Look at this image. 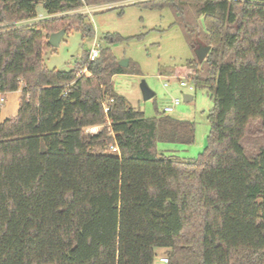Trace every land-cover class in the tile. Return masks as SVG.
<instances>
[{
  "label": "trees",
  "instance_id": "16d2710c",
  "mask_svg": "<svg viewBox=\"0 0 264 264\" xmlns=\"http://www.w3.org/2000/svg\"><path fill=\"white\" fill-rule=\"evenodd\" d=\"M122 1L0 0V99L22 91L17 116L0 120V264H155L159 250L168 264H264V147L247 151L264 139V0L139 4L173 11L195 53L180 72L214 99L207 147L189 160L157 145L192 146L195 125L131 108L113 77L140 71L110 49L46 67L51 35L91 37L88 17L15 25L39 4L54 16Z\"/></svg>",
  "mask_w": 264,
  "mask_h": 264
},
{
  "label": "rangeland",
  "instance_id": "374dc122",
  "mask_svg": "<svg viewBox=\"0 0 264 264\" xmlns=\"http://www.w3.org/2000/svg\"><path fill=\"white\" fill-rule=\"evenodd\" d=\"M147 1L150 0H126L97 7L90 6V13L83 15L88 17L93 35L85 37L81 30H72L64 36L58 48L45 53V65L49 70H73L94 45L99 50L110 49L119 61L129 60L130 69L137 68L141 75L114 76L115 91L126 98L131 108L144 113L146 118L163 115L164 109L171 106L175 99H179L181 104L174 112L164 115L193 123L195 143L192 146L159 143L157 150L179 159H195L207 147L210 133L208 116L214 109V99L206 89L195 88L193 92H189L188 87H181L182 80L193 86L180 69L185 68L186 63L195 58V53L182 30L174 24L173 11L170 8L150 10L139 6ZM78 11L58 14L53 19L82 14ZM40 16H48L42 4L37 7V18ZM201 47L204 46L197 50ZM142 81L155 93L150 100L143 98L140 89ZM185 95H191L193 100L185 102ZM11 98L13 96L3 106L9 105ZM260 147H264V139H249L247 142V151L251 153L257 152ZM163 257H166L165 251L159 250L155 264H161L160 258Z\"/></svg>",
  "mask_w": 264,
  "mask_h": 264
},
{
  "label": "built area",
  "instance_id": "2783aa9c",
  "mask_svg": "<svg viewBox=\"0 0 264 264\" xmlns=\"http://www.w3.org/2000/svg\"><path fill=\"white\" fill-rule=\"evenodd\" d=\"M90 7L86 6L83 10V12H81L82 14L84 15H87L88 13H90ZM55 16V15H54ZM54 16H40L39 18H34V19H30V20H26V21H21V22H18L16 23L15 25L16 26H30V25H34L38 22H41V21H45V20H50V19H53ZM99 54H100V51L98 49V46L97 45H94L93 49L90 51V60L91 61H94L96 60L98 57H99ZM82 75L83 74H87L86 72L84 73H81ZM185 79V78H183ZM182 79H180L181 81ZM186 80V79H185ZM181 87H188L189 88V92H193L195 90V87L194 86H190V85H187L186 82H184L182 80V82L180 83ZM0 102L1 104H4L5 103V98H1L0 99ZM114 103L113 100H108L104 103V112L106 114H108L111 110V105ZM181 104V101L179 99H175L173 102H172V105L171 106H168L164 109V114H170L172 112H174L175 108L178 107L179 105ZM105 129H107L108 131H111V121H107L106 124H103V125H98V126H92V127H88L86 129H84V133L86 135H90V136H94V135H98L99 133H101L102 131H104ZM110 151L109 153L110 154H113V155H118L120 156V151H119V148L115 145H111L109 147ZM160 263L161 264H168L169 263V260L168 258L166 257H163V258H160Z\"/></svg>",
  "mask_w": 264,
  "mask_h": 264
},
{
  "label": "water",
  "instance_id": "95a60500",
  "mask_svg": "<svg viewBox=\"0 0 264 264\" xmlns=\"http://www.w3.org/2000/svg\"><path fill=\"white\" fill-rule=\"evenodd\" d=\"M65 35H66L65 30H62L58 33H55V34L51 35L48 43L50 44V46L52 48H58ZM209 52H210L209 47H201L196 51V54H197L198 58L201 61H203V60H205V58L207 57ZM118 64L121 68H127L129 66V60L119 61ZM140 89H141L143 98L146 101L152 99L155 96V93L149 88L148 84L145 81L141 82ZM192 100H193V97L191 95H185L184 96L185 102H190Z\"/></svg>",
  "mask_w": 264,
  "mask_h": 264
},
{
  "label": "crops",
  "instance_id": "0c3cea01",
  "mask_svg": "<svg viewBox=\"0 0 264 264\" xmlns=\"http://www.w3.org/2000/svg\"><path fill=\"white\" fill-rule=\"evenodd\" d=\"M95 7V6H94ZM97 7V6H96ZM81 9L78 12H82ZM13 96V98H11V103L6 106H3L2 104V110L0 113V120L1 122H4L5 120L12 118V117H16L19 111V105H20V98L22 96V91H18L15 93H9L5 96V103L8 101L9 97Z\"/></svg>",
  "mask_w": 264,
  "mask_h": 264
}]
</instances>
